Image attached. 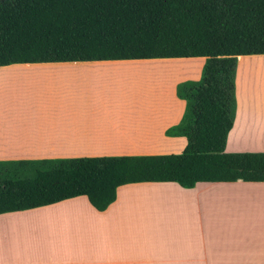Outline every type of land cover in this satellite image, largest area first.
I'll return each instance as SVG.
<instances>
[{
  "label": "crops",
  "instance_id": "0c3cea01",
  "mask_svg": "<svg viewBox=\"0 0 264 264\" xmlns=\"http://www.w3.org/2000/svg\"><path fill=\"white\" fill-rule=\"evenodd\" d=\"M204 60L0 65L7 87L0 90V160L180 153L186 137L166 134L184 112L176 85L198 79ZM156 64L165 68L163 81L157 74L150 80ZM129 70L141 71L138 80L149 78L150 98L135 103L129 92L112 89L114 78ZM263 84L264 53L239 55L225 151H264ZM138 86L146 97L147 86ZM105 88L109 100L99 101ZM0 264H264V181H201L188 188L133 182L119 185L104 210L81 195L1 213Z\"/></svg>",
  "mask_w": 264,
  "mask_h": 264
},
{
  "label": "trees",
  "instance_id": "16d2710c",
  "mask_svg": "<svg viewBox=\"0 0 264 264\" xmlns=\"http://www.w3.org/2000/svg\"><path fill=\"white\" fill-rule=\"evenodd\" d=\"M264 53V0H0V65L18 62L204 57L167 135L180 153L0 160V214L84 195L97 210L119 185L264 181V151L227 152L237 57Z\"/></svg>",
  "mask_w": 264,
  "mask_h": 264
},
{
  "label": "rangeland",
  "instance_id": "374dc122",
  "mask_svg": "<svg viewBox=\"0 0 264 264\" xmlns=\"http://www.w3.org/2000/svg\"><path fill=\"white\" fill-rule=\"evenodd\" d=\"M138 65H135V66H129V67H137ZM147 66H149V65H146V67ZM152 67H157V68H159V69H157V70H152V71H148L149 73H151L152 74V77L150 78V80H155L156 79V74H157V76H159L160 77V79H161V81H163V76L165 75H163V73H164V71H165V68L164 67H162V66H160L159 64H156V65H154V66H152ZM128 72V74H125V73H127ZM138 72V73H137ZM141 73V71H136V70H134V71H132V70H129V71H125V72H123V76L121 77L122 79L120 80V78H118V77H116V78H114V83H113V85H112V89H113V87L115 86V88H114V90L115 91H118V92H129V94H130V97H131V102L132 101H134L135 103H136V101H138L140 98L143 100L144 98L145 99H147V98H150L151 96V88H150V82L148 81L149 80V78L148 77H143V78H140V80H138V77H136L137 75L136 74H140ZM146 73V72H145ZM120 81V82H119ZM121 81H124V82H121ZM140 82V84H142V85H146L147 87L146 88H144L146 91H143V94L144 95H146L147 94V96L146 97H141V96H143L142 95V92H141V90L140 91H136L138 88H139V86H138V83ZM122 85L121 86V88H119L120 86H118V85ZM264 85V84H263ZM7 87L6 86H3L1 83H0V90H1V92L2 91H5V89H6ZM152 88L154 89V87L152 86ZM121 89V90H120ZM107 90H109V89H107V88H105L104 90H100L97 94V98H98V100L99 101H102V100H109L108 99V96H106L107 94L104 92V91H107ZM109 91H111V90H109ZM114 92V91H113ZM89 94H90V92H88ZM126 94H128V93H126ZM117 98H119V97H117ZM91 99H93L92 97H91ZM96 100V99H95Z\"/></svg>",
  "mask_w": 264,
  "mask_h": 264
}]
</instances>
